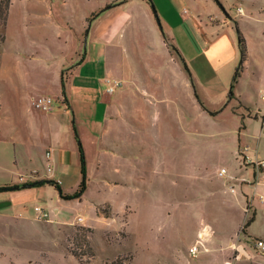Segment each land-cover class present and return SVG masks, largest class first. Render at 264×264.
I'll list each match as a JSON object with an SVG mask.
<instances>
[{
  "label": "rangeland",
  "instance_id": "1",
  "mask_svg": "<svg viewBox=\"0 0 264 264\" xmlns=\"http://www.w3.org/2000/svg\"><path fill=\"white\" fill-rule=\"evenodd\" d=\"M118 1L121 0H11L5 27L0 20V54L6 47L5 41L9 44L25 35L36 40L40 50L37 56L45 61L49 56L44 49L52 46L54 34L61 26L69 28L71 25V30L84 28L88 32L90 14L98 13L107 3ZM146 1L153 15L156 44L165 32L173 30L177 38L180 35V50L189 69L188 74L169 44L173 60L164 66V73L169 76L171 90L164 101L163 114L160 109L157 113L155 106L146 108L144 115L150 133L147 156L142 159L147 161V178L142 174L132 180L123 179L121 183L114 164L98 163L93 155L85 161L88 187L79 200H63L55 188L0 195V200L9 201L2 204L3 208L20 203L3 212L6 222L0 224V264H223L225 259L230 264H264V251L255 246L261 241L257 237L264 238V204L257 200L259 194L264 197V188L257 189V195L253 188L242 191L238 184L229 180L243 172L240 152L244 147H248L246 154L250 160L254 161L256 155L264 159V133L260 132L259 121L246 119L243 130L239 111L245 112L244 107H240L230 93L237 94L242 89L247 99L254 102L257 90L264 91V85H255L252 70L241 68L239 85L232 90L229 87L212 99V108L207 107L208 111L204 105L203 113H198L193 96L197 81L213 77L203 52L206 47L210 49L215 36L202 35L204 27L210 26L209 18L214 22L221 17L230 20L238 6H247L242 2L262 4V0ZM139 3L140 0L131 2L128 12L138 13ZM185 18L201 39L199 43L195 44L185 33ZM239 30L245 39L251 26L239 25ZM127 34L126 44L131 49L134 47L132 36L129 31ZM3 36L5 40L1 45ZM231 37L233 45L225 56L235 58L224 70V76L230 77L232 84L240 53L237 35ZM54 59L63 60L61 55ZM72 60L75 63L80 59L72 56ZM173 83L176 87L179 85L178 91L172 90ZM2 94L0 85V98ZM0 116H3L1 107ZM80 143L82 145L81 140ZM7 148L3 146L0 152ZM10 156L11 161L8 159L5 163L9 171L24 170L22 160L19 159V169H16L12 154ZM37 166L44 175L41 163ZM221 168L226 170L224 176H218ZM245 175L247 180L253 179L251 169H247ZM77 185L76 180L69 179L64 190L72 194ZM199 190L204 203L201 208L192 205ZM36 205L46 209L51 221L34 220ZM52 208L58 209L57 215ZM253 208L257 209V217L248 228L249 237L244 223L255 213ZM78 217L82 218L81 222L76 221ZM203 224L213 228L218 249L225 248L232 238L235 253L226 257L217 250L215 253L199 252L196 258L191 257L188 248ZM207 229L205 237L213 236V231ZM206 238L202 241L204 245ZM71 252L79 254L81 260H76Z\"/></svg>",
  "mask_w": 264,
  "mask_h": 264
},
{
  "label": "crops",
  "instance_id": "2",
  "mask_svg": "<svg viewBox=\"0 0 264 264\" xmlns=\"http://www.w3.org/2000/svg\"><path fill=\"white\" fill-rule=\"evenodd\" d=\"M133 1L126 0L103 11L89 24L88 32H85L84 28L71 30L73 28L71 25L69 28L59 26L61 29L54 34L53 43L50 44L52 46L44 49V53L49 56L45 61L37 56L40 55L38 54L40 50L34 38H26L24 35L23 38L19 37L9 44L5 41L6 47L0 54V85L3 90L0 98L3 114L2 117L0 116V148L6 145L9 149L0 152V187L15 188L2 191L0 195H20L36 189L54 188L48 184L40 187L27 186L41 180L54 181L59 184L64 194H69L64 190L66 181L69 179L76 180L77 183L80 181L79 153L73 128L76 129L77 136L82 142L86 162L89 156L93 155L98 163L112 162L115 173L120 175L121 183L123 179L132 180L142 174H145L142 177L147 178L149 174L148 170H145L147 161L142 160L147 156L145 151L150 137L148 126L145 125V109L156 106L157 113L160 109L163 114V104L171 90L169 76L164 73V66L167 67L169 61L173 60L169 44L182 58L183 54L180 50L181 36L177 38L173 30L163 33L156 44L153 15L149 11L148 2L140 0L141 10L133 14L127 10ZM110 3L106 6L111 5ZM242 3L247 6L244 8L238 6L235 16L230 20L221 17L214 22L210 17V26H205L204 32L202 31V35L215 36L210 49L206 47L203 51L206 56L204 58L213 71V77L209 80L197 81L193 91L200 114L204 109L195 93L202 105L210 109L211 100L225 93L231 85L230 77L224 76V70L235 58L225 56L226 51L233 45L231 36L236 34L233 22L237 23L238 28L243 24L251 26L250 34L248 36L245 34L247 56L242 68L252 70L255 85H264V0L262 4L255 1ZM238 9H241L240 13ZM184 13H187L186 10ZM186 19L185 33H188L197 44L201 39L189 27ZM164 23L167 25L166 22ZM56 25L58 27V24ZM167 27L170 28L168 25ZM128 31L134 46L131 49H128L126 44ZM154 52H157V55ZM57 55H61L63 60L59 62L54 59ZM72 56L74 58L78 56L80 60L74 63ZM61 78L63 87H61ZM239 79L235 81L233 89L239 85ZM115 82L119 85L112 92H107ZM177 88L179 85L176 87L173 83L172 90L178 91ZM40 96L50 97L55 101L50 112H43L33 107V100ZM256 97V101H249L242 89L237 94H233L234 101L240 107H244L245 112L239 111L243 130L246 119L258 120L260 123V118L264 116V91L261 88L257 90ZM11 147L12 152H10ZM247 151L248 147H244L240 152L243 156V172L229 177V180L238 184L242 191L251 187L254 194H257V189L264 188V175L257 169L255 162L264 159L256 155L255 160L252 161L248 158ZM46 153H49L48 157ZM11 154L13 166L19 169L18 163L21 159L24 170L21 168L22 170L17 172L9 171L5 163L8 159L11 161ZM39 163L43 167L44 175L37 166ZM47 164L51 169L49 172L46 169ZM247 169L252 170L251 181L246 178ZM221 170H224L223 174H220ZM225 174L226 170L223 168L218 171V176ZM251 200L253 201V198ZM257 200L259 204H264V197L261 194L258 195ZM183 201H186V197ZM8 202L0 200V224L6 222L4 211L20 205L18 202L16 205H7V208L1 207ZM192 205L200 208L204 205L200 190L198 198ZM184 206L188 207L189 204ZM34 207H40L48 214L47 219H34L35 221H51L45 208L38 205ZM52 211L57 215V208H52ZM254 212L255 221L257 209H254ZM249 226L245 231L247 230L251 237ZM204 227L207 231V227L213 229L207 224H203L201 229ZM201 229L198 230L197 235ZM212 231L213 236L204 237L206 243L205 245L203 243V248L199 249V252L215 253L218 250L226 257L233 255L235 247L231 244L232 238H229L225 248L218 249L215 247L217 239L214 230ZM257 238L264 242L263 237ZM218 241L222 242V240ZM227 262L229 261L225 259L223 264Z\"/></svg>",
  "mask_w": 264,
  "mask_h": 264
},
{
  "label": "trees",
  "instance_id": "3",
  "mask_svg": "<svg viewBox=\"0 0 264 264\" xmlns=\"http://www.w3.org/2000/svg\"><path fill=\"white\" fill-rule=\"evenodd\" d=\"M126 0H121L118 2H115L109 6H106L104 9L100 10L98 13H91L89 18H88V22L89 24L99 16V14H101L103 11H105L106 9H108L109 7H113L116 6L117 4H120L122 2H125ZM11 5V0H1L0 1V20L2 22L3 27L6 26V21H7V15H8V11H9V7ZM234 23V27H235V31H236V35H237V46L239 49V53H240V63L237 67L236 70V74L234 77V80L230 86V90L233 89V85L236 81V78L238 77V71H240V69L243 67V62L247 56V52H246V47H245V40L237 26L236 22ZM1 45L4 42V36L1 38ZM173 51H175V53L178 55L179 61L181 62L183 69L189 74V69L187 67V65L184 62V59L180 56V54L177 52L176 49H173ZM61 87H63V79L61 78ZM62 96L63 93H62ZM195 96L197 98V100L199 101L200 105L203 107L202 103L200 102L198 96L195 93ZM230 96H233L232 92L230 93ZM74 131V135H75V139L77 142V147H78V153H79V166H80V181L76 187V190L72 193V194H64L59 186V184H57L54 181L51 180H41V181H37L31 184H28L27 186L29 187H40L43 186L45 184H48L50 186H53L59 194V197L63 200H73V199H81V197L84 195L86 189H87V174H86V163H85V156H84V151L82 148V145L80 143V140L77 136V132L76 129L73 128ZM12 188H15L14 186H4V187H0V192L5 191V190H10ZM254 221V214L245 222L244 224V228L248 227L252 222ZM244 228H242L244 230ZM72 256L80 261V255L75 253V252H71Z\"/></svg>",
  "mask_w": 264,
  "mask_h": 264
},
{
  "label": "built area",
  "instance_id": "4",
  "mask_svg": "<svg viewBox=\"0 0 264 264\" xmlns=\"http://www.w3.org/2000/svg\"><path fill=\"white\" fill-rule=\"evenodd\" d=\"M238 12H241V9H238ZM119 85V83L115 82L111 87H109L107 89V92H112L114 90L115 87H117ZM55 101L50 98V97H45V96H40L37 97L33 100L32 105L35 109L43 111V112H50L53 107H54ZM260 132L264 133V116L260 118ZM46 156H49V153H46ZM255 165L257 167V169H259L260 173L264 175V161H256ZM47 171L49 172L50 166L49 164H47L46 167ZM224 170H221L220 174H223ZM34 211V219L35 220H45L48 218V214L46 212H44L40 207H34L33 209ZM76 221L81 222L82 218L78 217L76 219ZM208 234V231L206 230V228H202L201 231L198 233L197 235V240L195 241V243L188 248V254L191 257H196L197 254L199 253V249L203 248V239L204 237ZM255 246L257 249L264 251V242L263 241H257L255 243ZM235 259H238V257H235ZM225 264H230V262H227Z\"/></svg>",
  "mask_w": 264,
  "mask_h": 264
}]
</instances>
